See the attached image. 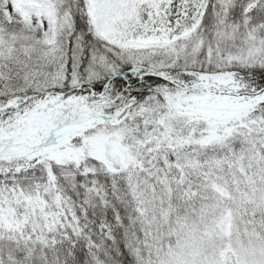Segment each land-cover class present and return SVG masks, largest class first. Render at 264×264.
Here are the masks:
<instances>
[{"label": "snow or ice", "instance_id": "6c2138e0", "mask_svg": "<svg viewBox=\"0 0 264 264\" xmlns=\"http://www.w3.org/2000/svg\"><path fill=\"white\" fill-rule=\"evenodd\" d=\"M0 264H264V0H0Z\"/></svg>", "mask_w": 264, "mask_h": 264}]
</instances>
